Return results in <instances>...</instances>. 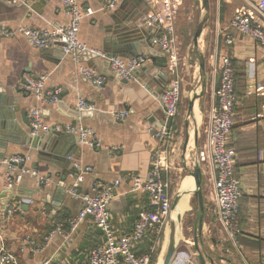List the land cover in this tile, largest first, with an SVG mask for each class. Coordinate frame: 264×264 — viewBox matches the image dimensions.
Masks as SVG:
<instances>
[{"label": "crops", "instance_id": "crops-1", "mask_svg": "<svg viewBox=\"0 0 264 264\" xmlns=\"http://www.w3.org/2000/svg\"><path fill=\"white\" fill-rule=\"evenodd\" d=\"M79 1L83 7L94 10V14L83 19L79 40L88 48L99 51L105 49V41L111 35L116 11L135 23L142 21L144 26L146 17L152 11L151 6L144 0H119L115 9L106 8L105 0ZM66 23L62 0H26L20 4H9L0 0V102L8 97L16 98L19 110L15 111V121L30 133L31 110L39 107L44 122L55 130L67 135L69 133L63 131L64 126L81 123L93 128L95 138L100 143L98 148H89L76 140L75 135L71 141L76 144L73 146L70 143V164L65 159L41 158L37 149L24 144L7 142L3 149V144L0 143V209L3 202L8 200L19 203L22 210L9 219H3V212L0 210L5 244L16 257L14 264H43L48 259L51 264L82 263L87 259L90 249L104 240V235L95 227L91 218L85 219L76 231H70L68 219L76 216L84 207L83 200L72 196L68 191L74 183V162L94 168V172L86 174L78 186L82 193H92L96 182L112 184L117 179L121 180L110 205L112 226L118 235L130 233L138 212L148 207L147 194L134 189L130 177L146 176L152 165L153 153L160 147L159 140L154 138L149 127L153 124L159 126L164 120L161 94L164 82L168 84L174 76L169 58L158 48L154 49V54L151 53L149 44L140 49L138 47L139 53L148 55V61L135 71L134 79L122 80L105 58L95 63L94 60H85L86 56L82 54H78V58L73 55L63 58L61 52L55 48L33 47L24 35L6 37L1 33L2 26L12 30H17L20 26L54 29ZM229 26L218 18V30L215 34L218 38L222 36V44L218 47L220 49L217 48L222 51L220 53L225 52L223 35L227 33ZM145 32L146 35L141 33L142 39L145 41L146 38L148 43L156 31L151 29ZM207 32L212 33L210 29ZM231 35L236 38V42L231 44L234 46V55L245 64L247 83L242 98L237 101L231 139V145L237 153L235 173L241 178L243 189L240 199V233L236 240L231 239L219 222L215 213V170L210 164H205V217L202 228L204 246L199 243V248L205 255L206 264H259L264 259V125L259 122L258 117L264 103V60H261L251 38L237 35L236 31ZM206 37L209 36L206 34ZM159 64L168 67L169 73H163ZM80 66L93 68L105 76L104 85L99 86L89 80L80 72ZM191 67L192 65L182 63L179 69L183 81L180 111L174 117L172 125L176 128V135L163 152L167 165L163 173L170 182L173 200L179 192H185L175 209L182 215V223L172 264H200L194 241L196 213L190 192L194 188V178L193 183H189L188 177L192 176L184 169L183 158L187 159L192 168L197 149L200 150L205 145L212 110L217 104L216 91L221 78L220 74L208 73L206 92L195 102L194 118H189L188 101L198 90L197 69L191 73ZM157 72L160 74L156 79L154 74ZM26 74L46 75L45 90H61L58 101L50 104L36 99L24 84ZM146 83L147 86H144ZM80 98L95 107L87 110L89 114L82 117L76 115ZM123 111L128 112L124 118H117L113 114ZM193 120L199 129L197 145ZM186 121L189 122L191 131L187 144ZM17 154L30 156L26 165L47 177L49 182L39 186L38 179L27 174L10 191L4 181L8 170L5 160L10 155ZM68 165L70 172L66 174V193L48 195L51 185L61 180ZM172 217L171 214L170 218ZM170 218L165 224V233L159 239L156 238L160 245L156 264L162 253L164 254L166 229L170 225ZM58 226L63 227L64 233L55 232L47 240L46 237ZM153 234L148 233L142 242L135 245V250L140 253L147 252L151 241L149 236ZM32 246H40L42 250L34 252Z\"/></svg>", "mask_w": 264, "mask_h": 264}, {"label": "built area", "instance_id": "built-area-1", "mask_svg": "<svg viewBox=\"0 0 264 264\" xmlns=\"http://www.w3.org/2000/svg\"><path fill=\"white\" fill-rule=\"evenodd\" d=\"M9 4H20L26 0H3ZM119 0H105V7L115 9ZM151 6L146 25L155 29L156 33L151 37L150 44L158 48L168 56L170 68L174 71L173 78L164 87L161 94L165 112V120L159 126L151 125L154 138L159 140L160 147L152 156V165L146 176L132 175V187L145 192L148 196V207L138 212L137 219L130 233L118 235L111 222L110 205L116 196L117 189L121 183L120 179L112 184L103 182L94 183L92 193H82L78 190L79 184L84 176L94 172L92 166H86L80 162H74V183L69 193L80 198L84 207L79 213L68 219L70 231L74 232L87 218H91L96 228L104 235L103 243L92 248L87 259L76 264H150L151 253H140L135 250V245L142 242L150 232L157 239L164 232L165 224L171 216L172 195L170 193V182L165 178L163 169L167 167L163 158L164 149L173 139L172 127H168L167 118L179 114L182 102V74L180 72V41L176 26L177 7L179 0H144ZM228 2L239 1V8L231 18L230 25L235 29L237 35L249 37L253 40L261 60H264V0H226ZM67 23L54 29H35L20 26L12 30L2 26L1 33L6 37L15 34L24 35L33 47L42 49H57L63 58L73 55L76 58L78 51L91 48L79 40V32L83 19L94 14L91 7H83L79 0H62ZM226 44H234L236 38L225 33L223 35ZM107 58L106 54L91 49ZM217 52V51H216ZM111 69L122 80L134 79V73L143 67L148 61V55L139 53L129 58L110 57ZM80 72L95 84L104 85L106 78L95 69L80 66ZM220 74L221 83L216 91L217 104L212 110L211 120L207 131L205 145L198 151L202 165L210 164L215 170L213 185L215 190V213L229 237L236 240L240 233V199L242 197V180L235 173L237 153L231 145L232 132L234 128L235 105L237 104L235 94L236 69L231 58L226 53H216L215 73ZM47 76L24 75L26 88L33 96L41 102L53 104L58 101L60 89L53 91L45 90ZM147 86V83L144 84ZM264 93V89H263ZM94 105L83 98L78 100V112L94 109ZM128 112H113L117 118H124ZM259 122L264 125V103L258 115ZM30 128L32 135L49 132L51 126L47 125L42 117L39 107H34L30 114ZM66 131L74 133L79 137V142L89 148H98L94 130L83 124L66 126ZM262 156V155H261ZM70 160L71 156L68 157ZM30 161L28 155H13L6 159L8 170L5 174V185L11 191L16 188L27 174L38 179L39 186L49 182L48 178L38 173L36 169L29 168L26 164ZM3 219H9L16 213L22 211L19 203L6 200L0 209ZM55 232L64 233L63 227L58 226L46 239H51ZM34 252L42 250L40 246H32ZM15 255L7 249L5 244L4 228L0 218V264H14ZM43 264H51L50 259ZM264 264V259L259 263Z\"/></svg>", "mask_w": 264, "mask_h": 264}, {"label": "water", "instance_id": "water-1", "mask_svg": "<svg viewBox=\"0 0 264 264\" xmlns=\"http://www.w3.org/2000/svg\"><path fill=\"white\" fill-rule=\"evenodd\" d=\"M201 6V17L197 24V28L193 37V56L194 61L197 64V69L199 73V80L197 91L193 93L188 101V110L187 115L189 118H194V106L197 99L203 96L206 92L207 87V67H206V57L202 50L200 40L203 36L205 29L209 26V22L211 19V0H200ZM147 17L145 21H147ZM114 23L111 26V35L105 41V49L101 52L105 53L107 58L110 57H132L139 54L137 48L139 49L144 45H150L149 51L154 54L155 48L151 46L150 42H146L142 39V32L146 35L148 30L154 29L151 26H147L145 22V26L142 24V21L135 23L131 21V19L126 16L119 15V11H116L113 15ZM136 42V43H135ZM138 43V45H137ZM135 49V50H134ZM78 54H82L85 57V60L90 61L94 60L99 62L103 60V56L100 54L93 52L91 49L85 51H78ZM129 55V56H128ZM105 58L104 60L110 64V61ZM160 70L168 74L169 68L164 67L159 64ZM159 72L154 74V77L159 78ZM24 84L25 81H24ZM166 82H164V87L166 86ZM16 98H6L4 101L0 102V143L4 146L7 142L24 144L30 146L33 149H37L38 154L41 158L45 159H59V160H68L69 164L71 160L68 158L72 154H70V143L71 145H75L74 141H71L72 138L76 135L74 133L63 134L60 131L54 129L51 126L49 132H43L39 135H32V133L24 130L19 124L15 121V111H18L19 108L17 103L15 102ZM162 99V97H161ZM85 114H89L88 111L77 112L76 115L79 117L85 116ZM165 112H164V120H165ZM162 121V123L164 122ZM174 117L167 118L168 127H172ZM194 123V137L195 143L198 144V125L196 121L193 120ZM187 125L185 144L188 143L190 138V130H189V122H185ZM64 132L66 131V126L63 128ZM77 136V135H76ZM76 138V137H75ZM76 140L79 141V137L77 136ZM198 149L196 151V156L194 158V162L192 168L189 166L186 158H183V166L186 172L194 178V188L190 191L193 195V208L196 213L195 221H194V241H195V249L197 250V257L200 261V264H206L205 255L201 252L199 248V243L204 246L203 239V224L205 217V197H204V171L203 165L199 159ZM5 155V154H4ZM13 155H10V157ZM70 172L69 165L65 167L63 171L62 178L59 182L53 183L51 185V189L48 192V195L51 193H61L62 195L66 193L68 184L66 183V174L68 175ZM185 192H179L177 196L172 201V210L171 214L174 213V216L169 220V235L167 240V246L163 254L162 264H172L174 261V257L177 250L178 244V231L180 229V225L182 223V215L175 211L177 204ZM60 195V194H59Z\"/></svg>", "mask_w": 264, "mask_h": 264}, {"label": "rangeland", "instance_id": "rangeland-1", "mask_svg": "<svg viewBox=\"0 0 264 264\" xmlns=\"http://www.w3.org/2000/svg\"><path fill=\"white\" fill-rule=\"evenodd\" d=\"M179 3L180 5H178L177 7V14H176L177 32H178L179 41L181 44L180 49H179L180 50V54H179L180 61L179 62H180V67L182 63H187V66L192 65L191 67V73H192V70L197 69V64L194 61V56H193V38L191 41L192 44H190L188 47H185L183 40H182V36H181V26H180L179 20L180 18H182L185 21L189 34L192 35L193 32L196 31L197 24L201 17L202 10L200 6V0H179ZM223 4L228 5L226 7L228 13L229 11H231L230 15L227 16V18H233V15L236 13L237 9L239 8L240 3L239 1H233L231 3L226 0H211V8H212L211 19L209 22V26L205 29L203 33V36L201 38L202 40H200L202 50L206 57L207 75L208 73L219 74V72L215 73V55L216 53L220 54V52H222L221 50H218L220 49L218 47L222 44V41H221L222 36L218 38V35L216 36L215 32L216 30H218L217 29L218 18L222 17L221 14H222V9L224 7ZM230 27L233 28L231 25L229 26V28ZM209 29L211 30L212 33L207 32V30ZM206 34L209 36L208 38L206 37ZM214 34L216 36L215 38H214ZM196 74H197L196 80L198 81L199 80L198 69H197ZM174 137H175V132H173V139Z\"/></svg>", "mask_w": 264, "mask_h": 264}, {"label": "trees", "instance_id": "trees-1", "mask_svg": "<svg viewBox=\"0 0 264 264\" xmlns=\"http://www.w3.org/2000/svg\"><path fill=\"white\" fill-rule=\"evenodd\" d=\"M223 6L224 7L222 9V14H221L222 17L220 18V21L223 24L228 26V25H230L231 18H227V16L230 15L231 11H229V13L227 12V8H226L228 6L227 4H223ZM179 21H180L181 36H182V40H183L184 46L188 47L190 44H192L191 41H192V38H193V36L195 34L194 33L195 31L193 32L192 35H190L189 31L187 29L185 21L182 18H180ZM227 33L235 34V30L230 27L228 29ZM223 44L225 46L226 54L231 58V60L233 62V66L236 69L235 94H236V99L238 101V100H240L242 98L243 92H245L246 87H247L246 75H245V64L243 62H241L240 60H238V58L235 57V55H234V46L233 45L226 44L225 40H223ZM220 83H221V78H220L219 85H220ZM236 107H237V104L235 105L234 109H236ZM172 131L176 133V128L172 127ZM239 218H240V210H239ZM102 235H103V233H102ZM149 237H150L151 241H150V245H149V247L147 249V252L151 253V262H150V264H156L157 260H158L159 252H160V245H159V242H156V238L157 237L155 236V234L150 235ZM103 241L101 243H103ZM101 243H99V244H101Z\"/></svg>", "mask_w": 264, "mask_h": 264}, {"label": "bare ground", "instance_id": "bare-ground-1", "mask_svg": "<svg viewBox=\"0 0 264 264\" xmlns=\"http://www.w3.org/2000/svg\"><path fill=\"white\" fill-rule=\"evenodd\" d=\"M202 40V39H201ZM202 42V41H201ZM196 111V110H195ZM198 111V110H197ZM197 115V114H196ZM199 115V114H198ZM201 116V115H200ZM199 116V117H200ZM201 120V119H200ZM193 131V130H192ZM191 132V131H190ZM193 145H194V142H193ZM188 181H189V183H193V177H188ZM182 206V205H181ZM179 209V208H178ZM179 211V210H178ZM172 215L174 216V213H172ZM169 225L167 226V229H166V235H167V237H166V240H165V242H164V250H163V252L165 251V249H166V246H167V240H168V235H169ZM165 233V232H164ZM162 261H163V253H162V255H161V257H160V260H159V262H158V264H162Z\"/></svg>", "mask_w": 264, "mask_h": 264}]
</instances>
